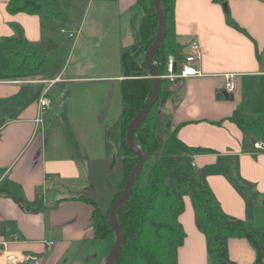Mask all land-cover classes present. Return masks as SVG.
I'll use <instances>...</instances> for the list:
<instances>
[{
	"label": "crops",
	"instance_id": "0c3cea01",
	"mask_svg": "<svg viewBox=\"0 0 264 264\" xmlns=\"http://www.w3.org/2000/svg\"><path fill=\"white\" fill-rule=\"evenodd\" d=\"M8 1L0 0L1 264H105L115 243L96 238L94 210L108 218L123 178L120 116L135 79L123 56L138 42L137 0H96L97 13L75 31L65 28L69 13L9 14ZM50 1L51 9L58 0ZM134 11L137 25L126 19ZM172 40L181 60L199 47V75L175 81L162 124L186 147L205 150L190 168L177 156L189 178L208 185L223 215L261 234V260L250 240L229 237L226 264H264V151L255 147L264 135L233 121L238 112L264 132V0H174ZM18 50L36 56V67L10 71ZM225 75L234 76L232 92ZM45 91L51 105L41 109ZM179 195L185 237L177 263L212 264L192 199Z\"/></svg>",
	"mask_w": 264,
	"mask_h": 264
},
{
	"label": "trees",
	"instance_id": "16d2710c",
	"mask_svg": "<svg viewBox=\"0 0 264 264\" xmlns=\"http://www.w3.org/2000/svg\"><path fill=\"white\" fill-rule=\"evenodd\" d=\"M52 2L50 0H9L6 9L9 14L35 15L41 12L44 5ZM161 4L165 15V36L151 63L159 77V92L149 113L142 124L136 128L132 137L146 158L126 202L116 212L123 244L113 264H179L177 263V250L183 244L185 237L178 220L183 207L179 195L181 190H186L192 199L196 219L208 243L209 259L212 264H226L225 241L229 237H245L250 240L257 250V258L261 260L263 250L258 241L261 234L248 232L241 223L231 221L223 215L208 185L194 183L185 171H179L175 175L178 172L174 162L175 157L185 156L187 166L190 168L191 156L205 152V150L186 147L176 134L170 131L169 122L162 127L167 133L166 140L163 142L160 140L158 104L170 100L174 89L176 90L175 82L162 77L165 75L169 56L175 60H181L180 46L172 40L174 0H161ZM137 7L141 13L137 33L138 42L133 47L137 53L123 56L125 70L135 79L132 86L127 87L123 92L120 116V156L123 164V178L120 192L115 196L112 205L121 196L138 162L137 156L126 146L127 128L129 123L144 109L153 91L154 80L148 76L143 57L137 56L139 49H142V54H145L154 43L158 33V17L153 0H137ZM226 21L234 26L228 16ZM35 57L28 55L24 57L23 62L19 63L20 54L12 52L9 70L12 72L24 70L28 60H34ZM36 64L37 62L32 68H35ZM233 121L243 130H251L264 135L256 122L243 120L238 112L233 115ZM156 154V161L150 163ZM167 160L171 164V169L167 171L168 175H166L164 165ZM94 230L96 238L113 239L114 237L116 239L108 218L101 215L97 209L94 210Z\"/></svg>",
	"mask_w": 264,
	"mask_h": 264
},
{
	"label": "water",
	"instance_id": "95a60500",
	"mask_svg": "<svg viewBox=\"0 0 264 264\" xmlns=\"http://www.w3.org/2000/svg\"><path fill=\"white\" fill-rule=\"evenodd\" d=\"M153 4L157 13V17H158V33L156 36V39L154 41V43L152 44V46L150 47V49L147 51V53L144 56V63L148 69V74L149 77L154 80L153 81V91H152V95L148 101V103L146 104V106L144 107L143 110L140 111V113L131 121V123H129L127 132H126V138H125V142H126V146L127 148L133 152L137 158H138V162L136 164V166L134 167V169L132 170L125 188L122 192V194H120L121 196L118 197V200L113 204L109 215H108V220L109 223L111 225V228L116 236V242L115 245L112 249V251H110L111 253L109 254L106 263L105 264H113L114 260L117 257V254L119 253V251H121V247L123 244V237H122V233L118 227L117 224V220H116V212L118 211V209L120 207L123 206V204L126 202V199L131 191L132 185L135 182L136 178L138 177V174L140 173V170L143 166V163L145 161V154L142 153V151H139L135 148L134 146V141H133V134L134 131L136 130V128L142 124L143 120L146 118L147 114L149 113L152 105L155 103L157 96H158V92H159V77L157 76V74L155 73V71L153 70V66H152V59L156 53V51L158 50L164 36H165V15H164V9L163 6L161 4V0H153ZM223 8L224 10H226V5L223 4ZM15 264H37V261L33 258L30 257H26L23 258L21 261L16 262Z\"/></svg>",
	"mask_w": 264,
	"mask_h": 264
},
{
	"label": "rangeland",
	"instance_id": "374dc122",
	"mask_svg": "<svg viewBox=\"0 0 264 264\" xmlns=\"http://www.w3.org/2000/svg\"><path fill=\"white\" fill-rule=\"evenodd\" d=\"M97 6H98V2L96 0H58V2L55 5H53L51 9L49 7H47V5H44L43 6V10L45 12L46 11H50L52 13H59V14H62V15H65V14L69 13L70 21H68V26H65V28L66 27H68V28L70 27V28H72L75 31V30H79L80 27H82L81 23L84 22V19H87V23L88 22L90 23L91 16L94 13H97L96 12ZM103 8H104V12L110 13V14L112 13L110 5H106ZM126 19H128L132 24L137 25L139 23L140 16H139V13L137 11H134L133 13L128 14ZM138 51H139V54H138L137 57H139V58L144 57L145 54L147 53V52H145V54L144 53L142 54V49H139ZM16 52L19 53L20 57H21L20 60L18 59L19 63L23 62L25 60L24 57L28 56V54H24V52L22 50H18ZM188 52H190V50H185L183 52L184 56L187 55ZM135 53H137L136 50L132 51L129 54H135ZM70 57H72L71 65H73L74 63H76L78 58L81 57L80 50L75 51V53H73V54L71 53ZM35 58H34V60H28V64L26 65L25 69L32 68L35 65V63L37 61V58L36 59ZM143 61H144V58H143ZM148 76H149V74H148ZM171 90H173V87H171ZM50 95H52V92L50 93ZM74 98H76L79 101V103L83 102V98H85V97H83L81 89L79 90V94H77ZM72 102H73V100H72ZM166 102H164V104ZM162 104L163 103H161V104L159 103L158 104V110H160V112H161L160 113V118H159L160 119L159 121L161 122V123H159V125H160V128H159L160 136L159 137H160V140H162V142H163V141L166 140L167 133L164 131V129H162V127L164 125L162 123L165 121V117H166V108H164V106L160 107ZM57 108H58V106H57ZM158 113H159V111H158ZM133 141H134V138H133ZM134 146H135V148L137 150L140 151V149H139V147H138V145L136 144L135 141H134ZM156 159H157V154L151 159L150 163H154L156 161ZM164 165H165V169H166V175H168L167 171L169 169H171V166H170L171 164L167 160V162ZM175 165H176V168L178 170V172H176L175 175L178 174L179 171L180 172H184V160L182 159V157H177L176 158ZM112 240H113L114 243L116 242V239L114 237H113ZM2 262L3 261L0 260V264Z\"/></svg>",
	"mask_w": 264,
	"mask_h": 264
},
{
	"label": "built area",
	"instance_id": "2783aa9c",
	"mask_svg": "<svg viewBox=\"0 0 264 264\" xmlns=\"http://www.w3.org/2000/svg\"><path fill=\"white\" fill-rule=\"evenodd\" d=\"M190 53L185 55L181 62H177L172 56H169L167 59L166 72L162 77L167 79L170 82H175L176 80L186 79L189 77H194L199 75V70L196 67V62L200 58L199 47L196 44H191L189 46ZM228 83L225 86L227 92L233 91V83L231 82L234 78L233 75H225ZM46 91L42 93L38 104L41 109L47 108L51 105V100L46 96ZM256 149L264 151V145L258 143L255 145ZM264 260V259H263Z\"/></svg>",
	"mask_w": 264,
	"mask_h": 264
}]
</instances>
